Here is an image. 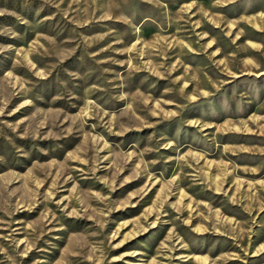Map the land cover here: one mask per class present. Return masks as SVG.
<instances>
[{
  "label": "rangeland",
  "instance_id": "obj_1",
  "mask_svg": "<svg viewBox=\"0 0 264 264\" xmlns=\"http://www.w3.org/2000/svg\"><path fill=\"white\" fill-rule=\"evenodd\" d=\"M0 264H264V0H0Z\"/></svg>",
  "mask_w": 264,
  "mask_h": 264
}]
</instances>
